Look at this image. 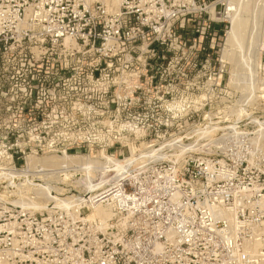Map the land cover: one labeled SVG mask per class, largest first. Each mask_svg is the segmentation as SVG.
<instances>
[{"label": "rangeland", "instance_id": "1", "mask_svg": "<svg viewBox=\"0 0 264 264\" xmlns=\"http://www.w3.org/2000/svg\"><path fill=\"white\" fill-rule=\"evenodd\" d=\"M232 1L239 2L243 30L227 60ZM95 2L89 0L90 6ZM262 2L144 0L134 9L142 10L129 16L94 13L91 29L107 42L99 38L98 53L89 47L86 55L67 58L132 63L135 78L141 79L137 92L117 100L120 113L112 114L111 128L84 130L82 147L64 145L63 127L37 139L35 111L47 99L24 90L0 93V264L110 259L122 264L128 247L110 231L128 229L124 222L144 237L183 226L204 239L199 221L212 224L216 237L245 233L240 222L254 224L252 231L264 236ZM22 5V0H0L4 27L14 30L13 16ZM117 30L120 35L114 36ZM5 36L11 41L0 47V75L26 80L29 74L19 73V63L66 57L57 50L38 51L36 35L22 43L14 42L12 33ZM63 154L80 160L61 166ZM126 160L133 166L114 170L113 162L125 166ZM132 175L138 179L139 207L123 208L106 199L98 208L109 216L101 217L94 216L95 202L77 201L91 200ZM203 250L206 262L224 264L218 244L204 242Z\"/></svg>", "mask_w": 264, "mask_h": 264}, {"label": "built area", "instance_id": "2", "mask_svg": "<svg viewBox=\"0 0 264 264\" xmlns=\"http://www.w3.org/2000/svg\"><path fill=\"white\" fill-rule=\"evenodd\" d=\"M138 1L144 0H111L108 3L110 8H104L106 0H96L91 6L89 0H22L19 14L13 16L17 22L14 30L4 27L3 16L0 15V47L11 41L5 36L7 33H12L14 42L20 43L36 35L38 51L57 50L66 56L64 59L38 57L19 63V73L29 74L26 80L0 75L2 96L16 89L24 90L29 97L47 99L35 111L38 114L35 118L38 140L42 135L49 136L63 127L66 130L64 145L79 148L86 143L84 130L112 127V114L120 113L117 100L125 93L133 95L139 89L141 78H135L134 65L114 58L88 60L67 56L86 55L89 47V51L98 53L100 36L96 30L92 31L89 22L94 13L114 19L129 16L142 10L138 6L134 11ZM113 35L119 36L120 30ZM14 80L19 81V85ZM67 152L68 149L64 151ZM137 181V176L132 175L96 196L94 202L99 206L100 202L104 204L108 199L123 208L139 207ZM240 223L245 231L240 236L227 234L216 237L213 225L205 221L197 223L207 234L204 239L183 226H175L172 230L166 228L158 236L144 237L129 222H124L128 229L111 230L110 234L116 232L117 238L128 247L122 264H210L209 260L205 261L208 258L203 250L204 242L218 244L222 248L224 264H264V236L252 231L254 224ZM102 264L115 263L110 259Z\"/></svg>", "mask_w": 264, "mask_h": 264}, {"label": "bare ground", "instance_id": "3", "mask_svg": "<svg viewBox=\"0 0 264 264\" xmlns=\"http://www.w3.org/2000/svg\"><path fill=\"white\" fill-rule=\"evenodd\" d=\"M238 2V1H237ZM237 2H233L232 1V3L230 4V8H229V11L230 12H234V13H232L231 15H229L228 16V21H229V24H230V28L228 29V31H227V33H226V40H225V49H224V56H223V58L224 59H227V60H229L230 59V56L234 53V51L238 48V46H237V44H238V42H239V40H240V36H241V32H242V30H243V25H242V23H243V21H241V19L242 18H240L239 17V2L237 3ZM263 2H264V0H263ZM262 2V3H263ZM111 3V2H110ZM234 5V6H233ZM233 6V7H232ZM243 8V7H242ZM260 14H262L260 17H262V16H264V3L262 4V6H261V8H260V12H259ZM241 14H242V9H241ZM218 16V15H217ZM258 16V17H259ZM255 17V16H254ZM244 19V18H243ZM260 19V18H259ZM260 21V20H259ZM263 21H264V19H263ZM246 22V21H245ZM245 24V23H244ZM246 25V24H245ZM258 25V24H257ZM263 25V24H262ZM262 25H260V27L262 26ZM242 29V30H241ZM261 29V28H260ZM262 30H263V28H262ZM264 31V30H263ZM262 37V36H261ZM67 42L69 41V40H66ZM241 46V45H240ZM264 48V47H263ZM240 50V49H239ZM260 126V125H259ZM261 130V129H260ZM241 134V133H240ZM262 136V135H261ZM259 137V136H258ZM256 143V142H255ZM251 154V153H250ZM148 156V155H147ZM150 156V155H149ZM60 160L63 162H61V164H59V165H61V166H67V165H70L71 164V162H74V161H76V160H80V157H75V156H69V155H66V154H63L61 157H60ZM108 160H110V159H108ZM110 161H112V160H110ZM132 161H133V158H132ZM144 161H147V160H145L144 159ZM108 162V161H107ZM130 160H126L125 161V166H124V164L123 163H120V162H113V165H115L116 167L114 168V170L115 171H117V172H122L123 170H127V168L129 167V165H131L130 163ZM136 162V161H135ZM49 163V162H48ZM70 163V164H69ZM78 163V162H77ZM76 163V164H77ZM112 163V162H111ZM114 163H116V164H114ZM74 164H75V162H74ZM52 165V164H51ZM73 165V164H72ZM109 165V164H108ZM110 165H112V164H110ZM112 165V166H113ZM53 166H56V164L55 165H53ZM107 166V165H106ZM131 166H133V165H131ZM84 167H86V166H84ZM44 169V168H43ZM63 169V168H62ZM91 169V168H90ZM94 169V168H93ZM41 170V169H40ZM54 170H56V169H54ZM59 170H61V169H59ZM88 170V169H87ZM32 171V170H31ZM30 171H28V172H25V173H29ZM101 172V171H100ZM50 173V172H49ZM124 173V172H123ZM17 174H19V173H17ZM31 174V173H30ZM35 173H33V175H34ZM37 174V173H36ZM55 174H57V172L55 173ZM87 174V173H86ZM119 175H121L120 173H118ZM2 175V174H1ZM15 175V177L16 176H18V175H16V173L14 174ZM23 175V174H22ZM24 175H26L27 176V174H24ZM40 175H42V174H40ZM48 175H50V177L52 176V175H54V172L53 173H51V174H48ZM124 175V174H123ZM20 176V175H19ZM54 176H56V175H54ZM117 177H119L120 178V176H118V175H116V178ZM12 179H13V176L11 177ZM32 178H33V176H32ZM118 178V179H119ZM56 179V178H55ZM58 179V178H57ZM91 179V178H90ZM115 179V178H114ZM48 180V179H47ZM49 180H51L50 178H49ZM83 181V180H82ZM90 182V181H89ZM83 183V182H82ZM85 183V182H84ZM48 185H50V184H48ZM47 185V186H48ZM62 185V184H61ZM86 185H88V184H86ZM90 185H92L91 183H90ZM89 187V186H88ZM87 187V188H88ZM41 188H43V187H41ZM39 189V188H38ZM37 189V190H38ZM43 189H45V188H43ZM46 189H50V187H46ZM86 189V188H85ZM40 190H42V189H40ZM68 190V189H67ZM45 191H48V190H45ZM53 191V189H51V192ZM53 193V192H52ZM51 193V194H52ZM39 195V194H38ZM50 195V194H49ZM43 196H45V195H43ZM48 196V195H47ZM72 198V197H71ZM89 198V197H88ZM95 198V197H94ZM92 199L91 197H90V199L91 200H87V197L86 198H79V199H77V201H79V202H81V203H88V202H91L92 204H93V202H94V200L95 199ZM69 201V200H68ZM67 201V202H68ZM65 202V201H64ZM71 202V201H70ZM71 203H75L76 204V202H71ZM26 203H24V205L23 206H26L25 205ZM62 204V203H61ZM74 204V205H75ZM78 205H79V203H77ZM32 205V204H31ZM70 205V204H69ZM101 205V204H100ZM30 207V206H29ZM58 207V206H57ZM70 208V207H69ZM95 213H94V216L95 215H100L101 217L102 216H106V217H108L109 215L108 214H104V212H101L99 209L100 208H98V206H96L95 205ZM101 213H103V215H101ZM93 215V214H92ZM93 217V216H92ZM106 217H104V218H106ZM103 218V219H104ZM104 223V222H103Z\"/></svg>", "mask_w": 264, "mask_h": 264}]
</instances>
